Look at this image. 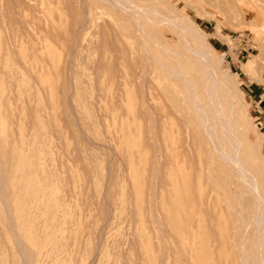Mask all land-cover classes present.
Masks as SVG:
<instances>
[{"label":"rangeland","instance_id":"obj_1","mask_svg":"<svg viewBox=\"0 0 264 264\" xmlns=\"http://www.w3.org/2000/svg\"><path fill=\"white\" fill-rule=\"evenodd\" d=\"M133 1L161 10L168 0ZM244 1L250 12L256 4L264 7V0ZM170 3L209 35L212 61L239 92L237 107L246 100L253 145L246 158L264 197V129L250 108L256 90L264 97V24L259 31L246 19H232L213 0ZM115 6L104 0H0V114L7 123L6 134L0 130V264H173L175 184L182 197L188 186L191 197L206 193L204 204H187L190 236L203 226L214 264H242L240 219L228 208L235 200L230 179L212 162L220 187L214 189L199 163L198 141L188 140L193 126H184L181 93L153 69L155 52L166 63L173 58L160 47L182 51L179 32L155 14L145 11L153 16L147 20L134 11L130 18L125 11L132 7ZM136 14L158 43L144 35L145 52L138 51L133 32ZM245 62L256 67L255 76L243 69ZM19 154L30 164L16 170ZM40 192L42 204L36 203ZM249 205L246 193L244 215L253 210ZM29 229L33 245L25 238ZM245 230L252 235V227ZM243 241L241 248H252Z\"/></svg>","mask_w":264,"mask_h":264},{"label":"bare ground","instance_id":"obj_2","mask_svg":"<svg viewBox=\"0 0 264 264\" xmlns=\"http://www.w3.org/2000/svg\"><path fill=\"white\" fill-rule=\"evenodd\" d=\"M104 1L108 2L115 8V5L123 7L122 10H125L126 6L132 7V10L129 9V11H125L126 14H129L128 16H130V18L135 15H130V13L134 11L135 13L139 12L138 15L141 12L140 15L147 20L152 19L153 16L151 18L150 16L148 17L145 11L149 12L150 14H155L156 16H158L157 22L163 21L167 24L169 23L172 28L176 29L177 32H179L182 51H179L178 53V51H176L177 49H174L176 51L175 52L170 47H160L161 50L163 49L162 53L166 51L167 53L172 55L173 58L170 60V63L168 60L169 58L167 59L164 57L166 60H168V62L166 63L165 61L161 60V55H158L159 51L157 54H155L156 52L153 51L155 52L152 55V63L155 67L153 69L161 72V76L163 77V79L164 76H167V78L169 79V86H174L175 90L181 93V99H179V101L184 103V111L180 112L182 113L181 116L183 117V119H181L185 121L184 126H193V132L191 135L192 137H189L188 134V140L192 138L193 141L194 139L198 141V160L201 166L203 163V167H205V176L214 180V189L219 191L220 187L217 181V175H211L210 166L212 162H215L216 165L220 166L222 168L221 171H223L224 174L227 173L226 178L228 177L230 179L229 183L227 184L228 191L232 193V196L235 198V200L232 204L228 205V208H233V210L235 208V212L233 211L232 215H234L235 218L240 219L238 243L241 245V247H243L242 243H245L243 241L244 238H247V240L252 243V248H238V256L241 259L242 264H264V197L255 178V175L253 174L254 172H252L253 170L251 171V168L248 166V161L246 158L249 152L251 153L253 148V145L251 144L252 140L246 133L248 127L250 126L245 121L247 120L250 122V120L248 119L249 116H247V114L244 116V104L246 105V100L243 102L240 108L237 107L236 96L238 99V96H240L239 92L236 91L237 88L232 84V81H228L226 79V76L224 74H221L217 70V66L212 61V54L215 53V50L208 41L209 35L202 31L198 27V25L193 22L185 13L180 12V10L173 6L170 3V0L163 3V7L161 10L148 8L145 5H138L133 0ZM119 1H123L125 5L123 6V4H119ZM213 1L217 3L218 8L221 12H223V9H226V13L229 10L230 13H228L230 14V17L232 19H246L245 21L248 24L254 26L256 30L261 31L260 26L261 24H264V7L261 4H256L257 10L250 12L247 8L249 2H245L244 0ZM138 15L136 14L134 18V21L137 24L134 26L133 32L135 33L137 39V41L136 39L135 41L139 45V49L137 48L138 51L144 50L145 52L147 50V47L145 45L146 38H143L144 35L152 41L151 43L157 44L156 46H158V43L150 37L144 26L141 25L137 20ZM217 24H220V19H218ZM217 27L220 30L219 25ZM260 36L262 40L260 46H262L263 48V32H261ZM174 47L176 46L174 45ZM166 52L164 53L167 54ZM262 53L261 55H264ZM141 62L144 63L143 61ZM242 67L248 74H252L255 76L253 72L256 71V67L254 68V71H252L248 62L242 63ZM162 77L159 78L162 79ZM262 80L264 81V79ZM159 81L160 79L158 80V82ZM2 88L3 87H1V89ZM167 93L169 94H167V96L171 99V103L176 104V98L175 100L172 99L171 90L168 89ZM237 102L239 101L237 100ZM240 117L242 118V122L240 121ZM6 128L7 123L4 117L0 114V130L2 135L6 134ZM190 128L191 127H189V129ZM189 132L191 131L189 130ZM190 143L191 142H189V144ZM182 151L184 150L182 149ZM1 155L3 156V153ZM175 157V154H170V159L172 161L176 160ZM26 160V155L19 154L17 159L18 163L15 165L16 170H18V164H21L23 169L27 167L30 163L28 161L26 164ZM0 182L2 181L0 180ZM3 183L5 184V182ZM175 183L176 181L174 182V184ZM184 187H186V185H184ZM188 187L184 188L183 197L179 196L180 191L177 185L175 184V186L173 187L171 198V224L173 233L172 238L174 243L173 264H180V259L188 264H214L211 259V248L208 242L204 244V241L207 238V234L206 231H204L203 226L200 227V229H202L201 233L195 235L194 232H191L190 236V228L188 227L189 224L187 225L186 220V209H188L187 204L193 203L192 205H194L195 202L196 204L199 203L200 205L204 204L206 193L199 191L198 196L194 198L191 197L190 189ZM210 191H212V189ZM246 193H248L250 198L249 207L253 208V210L244 215L240 206L241 198ZM207 195L209 198H211L210 193H207ZM214 197L215 195L211 199L213 200ZM44 200L45 194L44 192H40L39 199L36 201V203L40 202L38 204H42ZM217 208L218 211L221 210L220 207ZM237 220L238 219H236L235 221ZM29 221L32 224V219H30ZM248 226L252 227V235L246 234L247 231L245 229H248ZM57 235L58 234H55L54 238H56ZM25 238L30 244H34V242L32 241V231L30 229L25 233ZM59 239L61 240L62 236H59ZM239 244L238 247L240 246ZM259 248L260 250H258Z\"/></svg>","mask_w":264,"mask_h":264},{"label":"crops","instance_id":"obj_3","mask_svg":"<svg viewBox=\"0 0 264 264\" xmlns=\"http://www.w3.org/2000/svg\"><path fill=\"white\" fill-rule=\"evenodd\" d=\"M251 98L250 108L252 115L256 119L255 123L261 129H264V97H262L261 92L256 90Z\"/></svg>","mask_w":264,"mask_h":264},{"label":"built area","instance_id":"obj_4","mask_svg":"<svg viewBox=\"0 0 264 264\" xmlns=\"http://www.w3.org/2000/svg\"><path fill=\"white\" fill-rule=\"evenodd\" d=\"M242 51H243V49H241V50L238 51L237 56L235 58L236 59V62H239V59L238 58H239L240 55H241V58H243V56L241 54ZM228 58H229L230 61L232 60V57L231 56H228Z\"/></svg>","mask_w":264,"mask_h":264}]
</instances>
